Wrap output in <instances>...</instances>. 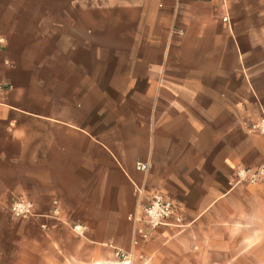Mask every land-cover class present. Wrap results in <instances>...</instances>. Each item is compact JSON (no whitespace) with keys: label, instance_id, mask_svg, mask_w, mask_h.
Here are the masks:
<instances>
[{"label":"crops","instance_id":"crops-1","mask_svg":"<svg viewBox=\"0 0 264 264\" xmlns=\"http://www.w3.org/2000/svg\"><path fill=\"white\" fill-rule=\"evenodd\" d=\"M127 10L136 34H122L118 65L73 52L48 68L0 41V264H119L117 249L131 264H248L264 185L235 178L264 160V133L248 128L264 120V0ZM157 191L186 227L135 245L129 216ZM9 194L38 215L14 218Z\"/></svg>","mask_w":264,"mask_h":264},{"label":"rangeland","instance_id":"rangeland-1","mask_svg":"<svg viewBox=\"0 0 264 264\" xmlns=\"http://www.w3.org/2000/svg\"><path fill=\"white\" fill-rule=\"evenodd\" d=\"M129 2L130 0H0V37L16 51L26 52L35 60H41L48 68L54 67L57 61L65 64L70 62L73 52L80 53V61H86L87 58L82 57H88V54L96 55L97 67L107 63L118 65L123 45L122 34H136L135 27L123 25L122 19L130 17L131 12L127 10ZM156 30L161 31L159 36H168L167 28ZM253 126L248 127L250 131L262 133L251 130ZM16 195L24 194H9L1 198L2 204L10 213V202ZM252 226L262 231L261 238L255 243V250L243 262L264 264V222L258 220ZM118 261L119 264H125L119 259Z\"/></svg>","mask_w":264,"mask_h":264},{"label":"built area","instance_id":"built-area-1","mask_svg":"<svg viewBox=\"0 0 264 264\" xmlns=\"http://www.w3.org/2000/svg\"><path fill=\"white\" fill-rule=\"evenodd\" d=\"M0 37V41L4 42ZM12 64L11 62H7ZM5 91V86L0 82V103ZM251 130L264 132V120L254 125ZM149 168L147 162H137V169L146 171ZM235 183H248L264 185V160L255 167L240 166L236 171ZM140 193V190H139ZM141 213L129 216L130 220L137 224L133 243L139 240H148L152 231L162 226H171L180 230L186 227L183 213L180 211L176 201L163 192H155L146 201L140 204ZM10 211L14 218L28 220L38 215L36 204L26 195H16L11 199ZM82 225L76 224V230H82ZM115 256L125 264L131 263V256L123 250H116Z\"/></svg>","mask_w":264,"mask_h":264}]
</instances>
